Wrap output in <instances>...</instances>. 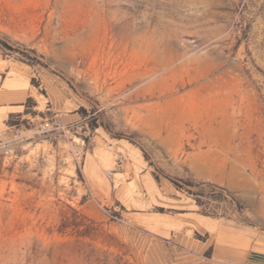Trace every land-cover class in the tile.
I'll return each mask as SVG.
<instances>
[{
	"label": "rangeland",
	"instance_id": "1",
	"mask_svg": "<svg viewBox=\"0 0 264 264\" xmlns=\"http://www.w3.org/2000/svg\"><path fill=\"white\" fill-rule=\"evenodd\" d=\"M1 58L33 94L0 264H206L199 216L264 229V0H0Z\"/></svg>",
	"mask_w": 264,
	"mask_h": 264
},
{
	"label": "crops",
	"instance_id": "2",
	"mask_svg": "<svg viewBox=\"0 0 264 264\" xmlns=\"http://www.w3.org/2000/svg\"><path fill=\"white\" fill-rule=\"evenodd\" d=\"M8 59H0V136L9 128L7 118L24 110L25 98L33 90L22 74L12 73ZM15 67V66H13ZM23 78V79H22ZM203 224L213 225L208 231L211 256L206 264H264V229L250 224H235L224 219L199 216ZM230 222V223H229Z\"/></svg>",
	"mask_w": 264,
	"mask_h": 264
},
{
	"label": "trees",
	"instance_id": "3",
	"mask_svg": "<svg viewBox=\"0 0 264 264\" xmlns=\"http://www.w3.org/2000/svg\"><path fill=\"white\" fill-rule=\"evenodd\" d=\"M2 45H4V46H6V47H8V48H11L10 46H9V44H7L6 42H2ZM8 122H9V120H8ZM175 184H176V186L177 187H181V184H179L177 181H175V180H173V179H171ZM194 185V183H192V182H190V181H186V182H184V184H183V186H184V188H187V190H188V192L189 193H191V194H194L192 191H190L191 190V187ZM222 191H224L225 193H227V194H229L230 195V199L235 203V205L237 204H239V202L234 198V196L232 195V194H230V193H228V191H226L225 189H221ZM196 193H198V192H196ZM222 194V193H221ZM198 202V201H197Z\"/></svg>",
	"mask_w": 264,
	"mask_h": 264
},
{
	"label": "built area",
	"instance_id": "4",
	"mask_svg": "<svg viewBox=\"0 0 264 264\" xmlns=\"http://www.w3.org/2000/svg\"><path fill=\"white\" fill-rule=\"evenodd\" d=\"M3 152L5 154H9L10 150L8 148H3ZM124 159V156L122 155V153H118L117 154V161H122ZM108 173L111 174L112 173V170H108Z\"/></svg>",
	"mask_w": 264,
	"mask_h": 264
}]
</instances>
